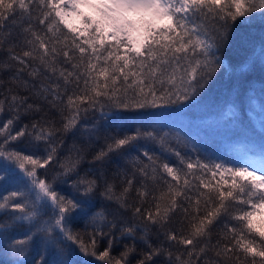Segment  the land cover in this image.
Listing matches in <instances>:
<instances>
[{
  "label": "snow or ice",
  "instance_id": "obj_1",
  "mask_svg": "<svg viewBox=\"0 0 264 264\" xmlns=\"http://www.w3.org/2000/svg\"><path fill=\"white\" fill-rule=\"evenodd\" d=\"M257 13L264 0H0V71L10 73L0 79V256L264 264V155L237 165L183 154L164 113L123 133L90 119L99 112L119 128L129 112L197 102L231 71L223 48ZM77 214L85 231L73 228ZM124 238L132 243L113 255Z\"/></svg>",
  "mask_w": 264,
  "mask_h": 264
},
{
  "label": "trees",
  "instance_id": "obj_2",
  "mask_svg": "<svg viewBox=\"0 0 264 264\" xmlns=\"http://www.w3.org/2000/svg\"><path fill=\"white\" fill-rule=\"evenodd\" d=\"M262 49H264V16L257 13L253 17L241 20L236 25L228 44L223 48V57L231 71L222 72L207 91L198 98L197 102L181 109L182 114L180 116L182 118L179 116L176 119L175 117L179 115V112L176 115L174 111L164 113L165 115L160 117L161 123L166 125L165 131L171 130L173 133H178L187 142V147L181 145L179 148L183 154L193 158L200 155L217 162L237 165L244 163L242 157L246 154L260 153L264 155V55H262ZM6 59V55L0 54V61ZM9 75L8 72L0 71V79L2 80L6 81ZM172 109L176 110L175 108ZM229 109L235 113L234 116L230 114ZM159 110L150 109L146 113L129 112L128 122L126 120L121 121L119 128L110 122L108 116H101L99 112L94 115L90 114V119L97 124H102L104 128L123 133L139 127L140 123L138 122H147L152 118L153 113H162ZM45 111L47 112V108ZM49 115H55V113H49ZM6 118V115L0 117V119ZM192 121L194 125L189 124ZM21 122L27 123L28 119L25 118ZM88 127L91 128L92 124L89 123ZM222 136L227 139L230 138V148L222 144ZM73 139L71 136L67 138L65 149L72 145ZM76 139L77 143L89 142L87 133H77ZM102 144L103 140H100L99 143L91 142L94 150ZM17 146L25 147L24 144ZM150 147L153 151L159 152L157 147ZM194 148L196 151H193ZM65 154L66 151L62 152L61 156ZM87 159L90 160L91 155ZM168 159L178 163L174 156L170 155ZM116 163L114 158L112 163L108 165L109 172L115 169ZM89 167L90 165L85 162L82 171L88 170ZM61 188L65 190V194H68L67 185H62ZM2 219L4 218L0 217V220ZM24 226H27V222H24ZM173 226H176L175 223ZM73 228L79 231L86 230V218L83 214H77L73 217ZM15 233L23 234L20 229H17ZM151 239L157 240L154 230ZM159 239L163 240V236ZM131 243L130 238L119 239L114 245L113 255L122 251L124 244ZM136 243L138 249L143 247L139 240ZM30 252L34 255L36 249L30 250ZM29 254L28 257L31 256ZM51 256L49 253L48 261ZM74 259L77 264H81L83 260L95 261L94 257L84 256H74ZM26 260H28L27 257ZM162 262L163 257L157 260V264H162ZM132 264H135V257H133Z\"/></svg>",
  "mask_w": 264,
  "mask_h": 264
},
{
  "label": "rangeland",
  "instance_id": "obj_3",
  "mask_svg": "<svg viewBox=\"0 0 264 264\" xmlns=\"http://www.w3.org/2000/svg\"><path fill=\"white\" fill-rule=\"evenodd\" d=\"M4 191H5V189H1V190H0V194H3ZM15 235H16L17 238H19L20 236H18V235H22V234H21V233H18V234L15 233ZM33 251H34V250H33ZM29 252H30V251H29ZM29 252L26 253L25 256L14 257V258H13V256H11L10 254H9V255L1 256V257H0V263H1V264H8L9 261H15V260L25 261V260H26V257L28 258V260H30L33 256H36V253H35L34 255H32L33 253L30 252V254H29ZM28 254L31 255V256L28 257V256H27ZM11 258H13V259H11ZM53 259H54V257L51 256V259L48 261V264H52ZM73 259H74V257H73ZM88 259H89V258H88ZM74 260H75V259H74ZM49 262H50V263H49Z\"/></svg>",
  "mask_w": 264,
  "mask_h": 264
},
{
  "label": "bare ground",
  "instance_id": "obj_4",
  "mask_svg": "<svg viewBox=\"0 0 264 264\" xmlns=\"http://www.w3.org/2000/svg\"><path fill=\"white\" fill-rule=\"evenodd\" d=\"M180 110H181V109L173 110L172 108H171V109H169V108H160L159 111H161L162 113H168V112L174 111V112L176 113V115H178V112H179V115L175 117V118L177 119V118H179V116L182 114V113L180 112ZM128 115H129V114H127V118H128ZM180 117L182 118V116H180ZM127 120H128V119H126V121H127ZM171 120H172V119H171ZM127 122H128V121H127ZM189 124H190V125H194V122L192 121V122L189 123ZM221 142H222L223 145H226V146H228V148H230V138L227 139L226 137L222 136V138H221ZM216 146H217V144H216Z\"/></svg>",
  "mask_w": 264,
  "mask_h": 264
}]
</instances>
